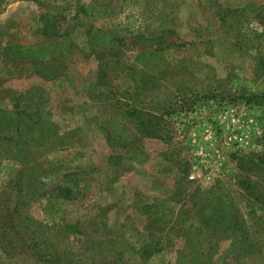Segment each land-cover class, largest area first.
I'll list each match as a JSON object with an SVG mask.
<instances>
[{"label": "rangeland", "instance_id": "obj_1", "mask_svg": "<svg viewBox=\"0 0 264 264\" xmlns=\"http://www.w3.org/2000/svg\"><path fill=\"white\" fill-rule=\"evenodd\" d=\"M142 8L144 34L100 44L106 28H136ZM199 24L215 35L196 38ZM44 41L63 57L0 52V196L13 200L22 171L18 225L55 264H264V0H0V51ZM216 180L232 184V227L179 235L192 196ZM138 195L177 203L167 231L135 209ZM5 243L0 264H50Z\"/></svg>", "mask_w": 264, "mask_h": 264}, {"label": "trees", "instance_id": "obj_2", "mask_svg": "<svg viewBox=\"0 0 264 264\" xmlns=\"http://www.w3.org/2000/svg\"><path fill=\"white\" fill-rule=\"evenodd\" d=\"M147 11V12H146ZM137 18L142 19L140 24L132 30H127L125 27L120 28H106L102 36L98 38L102 46H114L118 44H124L125 40L130 39V36L144 34L141 30V26L146 30L147 24L144 22L145 19L149 17L148 9L142 8L136 14ZM213 24H208L203 26L201 24L193 27V32L196 38L206 39L212 35H215L216 31L212 29ZM149 34V33H148ZM1 54L5 57L10 58H21L25 61H45L47 59H59L63 57V54L60 52L58 45L54 41H44V42H35L32 44H15L7 45L1 48ZM138 54H148L155 55L153 51H148V49H143ZM138 54L135 55L138 56ZM136 62L148 68L149 66L143 63L139 58L136 59ZM36 95V94H35ZM34 95V96H35ZM250 95L247 99H252ZM186 98L182 99L185 100ZM184 103V102H182ZM43 109L46 108L47 101H43ZM5 113L8 121L13 120L14 112L11 111H2ZM48 117V116H46ZM22 117L14 119L16 126V134L21 135V124ZM42 117L40 116V119ZM48 120V119H46ZM52 125L51 123H48ZM29 127L31 124L28 125ZM110 126L113 134V137L122 138L127 140L128 137L123 136L122 133L118 132V128L121 126L127 130L122 120L115 121L113 120L110 123ZM59 135L60 133L56 131ZM40 135H47L46 132L41 133ZM55 136V135H54ZM132 136H135L133 134ZM26 152V150L24 151ZM32 151L29 150V153ZM3 154V149L0 148V157ZM138 155L137 151H132L129 156L130 159L136 160V162H143L142 158L136 157ZM260 161H264V157ZM22 171H19L16 177L12 180V187L14 188L15 195L12 199H9L6 195L0 196V239L5 240L6 243L2 245V248H11L10 245H13V248L19 247L27 250L31 260L41 261L45 263H59V257L55 252H52L51 249L47 247L46 244L42 241H38L36 237H30L29 232L21 229L19 227V221L17 217L20 216L19 210L25 205L26 199L24 197V192L26 186L22 185ZM248 190H253L251 184H247ZM264 190V188H263ZM232 191V184L227 180H216L212 186L200 193L194 194L193 207L188 220V224L182 225L179 229V235L185 236L187 238L200 233L204 229L215 228L223 226L225 229H230L232 227V219L235 216L236 206L235 202L229 198V195ZM253 192V191H252ZM264 194V193H263ZM258 198L256 197V200ZM8 202L12 203V206L8 205ZM136 204V209L140 212L147 213L148 218L152 221L153 226H155L156 232L167 231L169 225L173 224V220L177 218V211L174 206H177V203H172L168 198L158 197L153 199L151 202H142L139 199V195L134 199ZM170 204L172 206H170ZM98 223L93 222L92 233L99 234L102 231L109 232L110 229L105 228V226H99ZM169 238V237H168ZM165 238L167 245L169 239ZM8 240V243H7ZM171 240V239H170ZM3 242V241H2ZM247 246V245H246ZM257 250H255L256 252ZM243 253H252L250 246L244 247Z\"/></svg>", "mask_w": 264, "mask_h": 264}, {"label": "crops", "instance_id": "obj_3", "mask_svg": "<svg viewBox=\"0 0 264 264\" xmlns=\"http://www.w3.org/2000/svg\"><path fill=\"white\" fill-rule=\"evenodd\" d=\"M17 58H19V57H17ZM17 58H15V59H17ZM23 65H24V64H23ZM135 209H136V208H135ZM136 210H137V209H136ZM111 231H112V230H111ZM163 232H164V231H163ZM158 233H159V232H158ZM160 233H161V232H160ZM168 237H169V238H168ZM168 237H165V238H168L169 240L171 239L172 244H171L170 246H173V244H174V242H173L174 238L171 237V236H168ZM162 246L164 247V246H166V245H165V244H164V245L162 244ZM162 246H161V248H163ZM168 247H169V246H168Z\"/></svg>", "mask_w": 264, "mask_h": 264}, {"label": "built area", "instance_id": "obj_4", "mask_svg": "<svg viewBox=\"0 0 264 264\" xmlns=\"http://www.w3.org/2000/svg\"><path fill=\"white\" fill-rule=\"evenodd\" d=\"M190 178H192V176Z\"/></svg>", "mask_w": 264, "mask_h": 264}]
</instances>
